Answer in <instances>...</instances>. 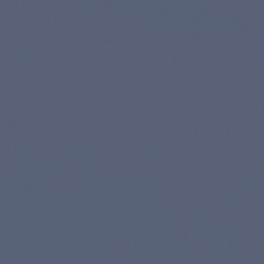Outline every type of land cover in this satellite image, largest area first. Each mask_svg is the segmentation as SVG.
Masks as SVG:
<instances>
[{
	"label": "water",
	"instance_id": "1",
	"mask_svg": "<svg viewBox=\"0 0 264 264\" xmlns=\"http://www.w3.org/2000/svg\"><path fill=\"white\" fill-rule=\"evenodd\" d=\"M0 264H264V0H0Z\"/></svg>",
	"mask_w": 264,
	"mask_h": 264
}]
</instances>
